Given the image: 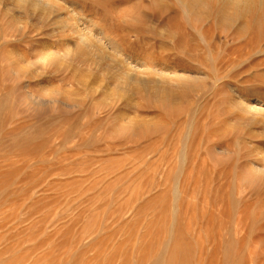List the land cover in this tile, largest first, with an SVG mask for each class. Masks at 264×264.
Segmentation results:
<instances>
[{"label": "rangeland", "instance_id": "1", "mask_svg": "<svg viewBox=\"0 0 264 264\" xmlns=\"http://www.w3.org/2000/svg\"><path fill=\"white\" fill-rule=\"evenodd\" d=\"M201 1L0 0V264H264V16Z\"/></svg>", "mask_w": 264, "mask_h": 264}, {"label": "bare ground", "instance_id": "2", "mask_svg": "<svg viewBox=\"0 0 264 264\" xmlns=\"http://www.w3.org/2000/svg\"><path fill=\"white\" fill-rule=\"evenodd\" d=\"M179 1H181V3L183 2L184 4L183 6L185 8L192 9V7L198 6L201 0H179ZM219 1L222 3L223 8L234 9V11L236 10V12H238L240 15L247 16L249 13L253 11L254 12L257 11L262 16H264V0H219ZM201 2L203 3V0Z\"/></svg>", "mask_w": 264, "mask_h": 264}]
</instances>
